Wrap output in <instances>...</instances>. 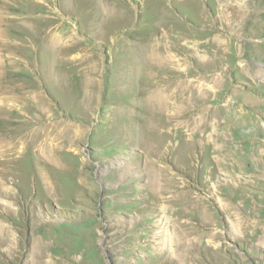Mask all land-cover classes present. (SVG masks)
Masks as SVG:
<instances>
[{
	"label": "rangeland",
	"instance_id": "374dc122",
	"mask_svg": "<svg viewBox=\"0 0 264 264\" xmlns=\"http://www.w3.org/2000/svg\"><path fill=\"white\" fill-rule=\"evenodd\" d=\"M221 2L0 0V264H264V171L246 165L264 145V0ZM70 29L88 53L39 54ZM219 132L242 170L215 168ZM181 187L201 201L190 209Z\"/></svg>",
	"mask_w": 264,
	"mask_h": 264
},
{
	"label": "bare ground",
	"instance_id": "6f19581e",
	"mask_svg": "<svg viewBox=\"0 0 264 264\" xmlns=\"http://www.w3.org/2000/svg\"><path fill=\"white\" fill-rule=\"evenodd\" d=\"M218 1H220L221 2V0H218ZM222 3V2H221ZM225 7H226V9L227 10H229V11H234L235 10V12L236 13H239V14H241V11H242V9H241V7L240 6H238V7H235V6H232V7H228V3H226L225 4ZM226 10V11H227ZM243 12V11H242ZM244 14V13H243ZM242 17V16H241ZM261 23H262V21H261ZM264 25V24H263ZM250 28V27H249ZM264 32V31H263ZM260 33V32H259ZM251 36V35H250ZM256 37L257 38H260V37H263L261 34H257L256 35ZM215 44L218 46V47H220L221 48V46H222V42H221V40H219V38L217 37V36H215ZM210 42V41H209ZM251 44V43H250ZM210 45V44H209ZM216 46V47H217ZM223 46H224V44H223ZM211 47V46H210ZM250 47V46H249ZM212 48V47H211ZM254 49H257V46H254ZM220 50V49H219ZM219 50H218V52H219ZM223 50V49H222ZM261 51V50H260ZM258 53V52H257ZM263 55V54H262ZM252 56V55H251ZM254 56H256L255 54H254ZM197 58V57H196ZM249 58V57H248ZM163 59V58H162ZM165 59H166V57H165ZM215 59V58H214ZM220 59V58H219ZM167 60V59H166ZM212 60H213V58H212ZM153 61V60H152ZM156 61V60H155ZM154 61V62H155ZM165 61V60H164ZM173 61V60H172ZM177 61V60H176ZM222 62V61H221ZM160 63H161V61H160ZM241 63V62H240ZM168 64V63H167ZM219 64V63H218ZM248 64V63H247ZM160 65V64H159ZM209 65V64H208ZM214 65V64H213ZM179 66V65H178ZM212 66V65H211ZM246 65H241L239 68H238V70L240 71V70H244V69H247L246 67H245ZM210 67V66H209ZM220 68V67H219ZM228 70V69H227ZM255 70V69H254ZM222 72V71H221ZM251 72V71H250ZM221 74V73H220ZM236 74V73H235ZM242 74V73H241ZM234 75V74H233ZM254 75L255 76H253V77H259L260 79H262V80H264V57L262 58V63H260V66H258L257 67V70L254 72ZM210 77V76H209ZM243 77V76H242ZM244 78V77H243ZM191 80V79H190ZM246 80V79H245ZM257 80V79H256ZM188 81V80H187ZM193 81V80H192ZM213 82H217V80L216 79H213L212 80ZM250 81V80H249ZM192 83V82H191ZM203 83V82H202ZM199 84V83H198ZM212 85H216V84H213L212 83ZM252 86H255V85H252ZM202 87V84H201V86H196L195 85V88L196 89H198L199 91H200V88ZM211 87V86H210ZM188 88V87H187ZM191 88V87H190ZM207 88V87H206ZM162 90V89H161ZM161 90H159L158 92H153L154 94L152 95L151 93V95H152V97L150 98V99H152L151 101L153 102L152 104H154V106H156V107H158V108H160V105H162V104H164V99H165V95H164V93H163V91H161ZM192 90H193V88H192ZM192 90H191V92H192ZM206 90V89H205ZM215 90V89H214ZM154 91V90H153ZM184 91H185V88H184ZM178 92V91H177ZM187 92H189V90L187 91ZM198 92V91H197ZM203 92V91H202ZM209 92V91H208ZM181 93V92H180ZM180 93H178V94H180ZM192 93H194V92H192ZM199 93V92H198ZM149 94V95H150ZM185 94H187L186 92H185ZM198 95V94H197ZM239 95V94H238ZM179 96V95H178ZM187 96V95H186ZM193 96H196V95H193ZM205 96V95H204ZM206 96H207V94H206ZM240 96V95H239ZM182 98V97H181ZM242 98V97H241ZM149 99V98H148ZM209 99V98H208ZM244 99V98H243ZM180 100V99H179ZM170 101V100H169ZM175 101V100H174ZM178 101V100H177ZM186 101V100H185ZM184 101V102H185ZM179 102V101H178ZM173 103V102H172ZM221 103V102H220ZM238 103V102H237ZM180 104V103H179ZM178 104V105H179ZM204 104V103H203ZM207 104V103H206ZM236 104V103H235ZM150 106H151V104H150ZM164 106V105H163ZM171 106V105H170ZM195 106H196V104H195ZM239 106V105H238ZM261 106V105H260ZM172 107V106H171ZM176 107H177V105H176ZM175 107V108H176ZM198 107V106H197ZM201 107H203V106H201ZM223 107V106H222ZM240 107V106H239ZM209 108V107H208ZM257 108V107H256ZM155 109H157V108H155ZM164 109V108H163ZM162 109V110H163ZM193 109V108H192ZM152 110V109H151ZM186 110V109H185ZM194 110V109H193ZM202 110V109H201ZM204 110V109H203ZM202 110V111H203ZM195 111H197V110H195ZM206 111V110H205ZM217 111V110H216ZM183 112V111H182ZM185 112V111H184ZM199 112V111H198ZM228 112V111H227ZM157 113V112H156ZM155 113V114H156ZM177 115V114H176ZM226 116V115H225ZM177 117V116H176ZM208 117V116H207ZM196 118V117H195ZM199 118V117H198ZM214 123V122H213ZM188 125L187 126H184L183 128H182V131L183 132H185V131H190V130H192V129H196V128H198L199 127V123H187ZM213 125H215V124H210V125H207V124H204V125H202V127H201V131H205V132H207L208 133V131H210L211 130V132H212V129H213ZM176 131H177V129H176ZM162 132V131H161ZM179 133H180V129H179ZM187 133H189V132H187ZM213 133V132H212ZM211 133V134H212ZM80 134H81V132L79 131V129H75L74 131H72L70 134H68L67 135V137H65V138H63L62 139V141H66V139H68V142H71V143H76V142H78V140H79V138H80ZM191 134V133H190ZM193 134V133H192ZM222 134V133H221ZM221 134H220V132L219 133H217L216 135H215V137L213 136V134H212V136L214 137V140L213 141H210L213 145V147H214V149L213 150H217L218 152L215 154V152H214V154H215V156H213V160H214V165H215V168H218V169H220V170H223V171H226L227 172V170L228 169H237V171H240V170H242V165L240 164V162L238 161V159H236V156H237V154L236 153H232V152H230V148H232L231 146L232 145H226V144H224V141L222 140V138H221ZM206 135V134H205ZM183 136V135H182ZM207 136V135H206ZM43 137V138H42ZM158 137H160V136H158ZM203 137V139L205 138L204 136H202ZM210 137L208 136V138L207 139H209ZM47 139H49V136H48V134H46V135H43V136H41L40 137V140H39V143H41L43 140H47ZM176 139H178V138H176ZM159 140V139H158ZM210 140V139H209ZM208 140V141H209ZM247 140V139H246ZM251 140V139H250ZM155 143H158L159 144V141H157V140H153ZM184 141V140H183ZM188 141H190V140H188ZM203 141V140H202ZM144 142V141H143ZM249 142V141H248ZM261 142V141H260ZM154 143V144H155ZM162 143V142H161ZM228 143V142H227ZM154 144L153 143H151V142H149V141H147V145L150 147V148H153V146H154ZM157 144V145H158ZM237 144V143H236ZM239 144V143H238ZM245 144V143H244ZM248 144V143H247ZM246 144V145H247ZM203 145V144H202ZM207 145V144H206ZM205 145V146H206ZM161 146V145H160ZM159 146V147H160ZM251 146V145H250ZM211 147V146H210ZM220 147H222V149H220V150H218ZM234 147V146H233ZM181 149V148H180ZM188 149H189V147H188ZM240 149V148H239ZM193 150V149H192ZM183 151H185V150H183ZM182 151V152H183ZM250 151V150H249ZM248 151V152H249ZM52 152V150H48V154H50ZM158 153V152H157ZM156 153V154H157ZM240 156V155H239ZM244 156V155H243ZM248 160H250L249 162H247V159H246V165L247 166H249V167H251V168H256V169H259V170H262V171H264V145L262 144V143H259V142H257L256 144H254L252 147H251V152L248 154ZM250 158V159H249ZM53 161V163H55L56 164V160H52ZM241 161V160H240ZM241 162H243V161H241ZM244 164V163H243ZM53 167V166H52ZM245 168V167H244ZM254 170V169H253ZM161 170H159V168L158 167H156V169L154 170V171H152L151 172V176L149 177V181H150V185H149V188H150V190L151 191H153V193H155V194H157V195H161L162 194V190H161V186H162V177H166L165 175L164 176H162L161 177V172H160ZM150 172V171H149ZM247 172V171H246ZM259 172V171H258ZM234 173V172H233ZM241 173L243 174V176L245 177V172H243V171H241ZM149 175V174H148ZM251 178V177H250ZM255 178V177H254ZM247 179V178H246ZM167 180V179H166ZM258 180V179H257ZM262 180V179H261ZM177 181V180H176ZM166 182V181H165ZM170 182V181H169ZM168 182V183H169ZM172 182V181H171ZM177 183V182H176ZM252 183V182H251ZM170 184V183H169ZM164 185H166V184H164ZM170 185H172V184H170ZM179 185V184H178ZM227 185V184H226ZM183 186V185H182ZM166 187V186H165ZM174 187H175V185H174ZM178 188H179V186H177ZM230 187V186H229ZM183 188V189H182ZM188 188H190V187H188ZM163 189V188H162ZM173 189V188H172ZM181 189H182V192L180 193V195L181 196H184V198L183 199H185V200H187V204L188 205H186V206H188L189 208L190 207H195V205H196V202H200L201 200V198L199 199L197 196H195L191 191H189L186 187H181ZM180 189V190H181ZM191 189V188H190ZM164 190V189H163ZM170 190V189H169ZM165 192H166V190H164ZM177 191V190H176ZM172 192V191H171ZM179 192V191H178ZM222 192H223V190H222ZM237 192V191H236ZM170 193V192H169ZM240 193H242V192H240ZM48 194V193H47ZM177 194H179V193H177ZM232 194V193H231ZM230 194V195H231ZM48 195H50V194H48ZM164 195V194H163ZM166 195V194H165ZM193 195H194V197H193ZM174 196V195H173ZM177 196V195H176ZM175 196V197H176ZM221 196V195H220ZM235 196V195H234ZM157 197V196H156ZM237 198H241V196L240 195H238L237 194V196H236ZM159 198V197H158ZM159 199H161V198H159ZM170 199H172V198H170ZM228 200H230L229 198H227ZM232 199V198H231ZM155 200V199H154ZM167 201H169V200H167ZM183 201V200H182ZM245 201V200H244ZM159 202H161V201H159ZM156 203V202H155ZM166 203V202H165ZM167 203H169V202H167ZM229 203V202H228ZM233 204H235L234 202H232ZM181 204V203H180ZM200 204V203H199ZM225 204H227V203H225ZM224 204V205H225ZM243 204V203H242ZM185 206V207H186ZM202 206V205H201ZM209 206V205H208ZM180 207V206H179ZM184 207V206H183ZM210 207V206H209ZM209 207H208V209H209ZM206 208H207V206H206ZM227 208V211L231 214V215H235L236 214V212L238 211V210H236L235 208H233V207H226ZM180 209V208H179ZM183 209V208H182ZM191 209V208H190ZM189 209V211H191ZM203 208H201V210H202ZM192 210H194V209H192ZM223 210V209H222ZM207 211V210H206ZM225 211V210H224ZM260 211V210H259ZM184 212V211H183ZM205 212V211H204ZM185 213V212H184ZM203 213V212H202ZM253 213V212H252ZM261 213V212H260ZM259 213V214H260ZM189 214V213H188ZM205 214H207L206 212H205ZM203 215V214H202ZM253 215V214H252ZM256 215V214H255ZM182 216V215H181ZM185 216H187V215H185ZM195 216V215H194ZM257 216V215H256ZM259 216V215H258ZM193 217V216H192ZM203 217V216H202ZM230 217V216H229ZM204 220H205V218H204ZM189 223V222H188ZM217 224V223H216ZM248 224V223H247ZM253 224V223H252ZM184 226L183 227H187V229H186V231L185 232H183V234L185 235L184 237H186L187 238V240L190 238H197L198 236L196 235V233L197 232H195L194 231V229L195 228H193V226H192V224H183ZM166 227V226H165ZM173 227V226H172ZM179 227H180V224H179ZM214 227V226H213ZM232 227H233V229H234V231L233 232H235L237 229H238V222H234V224L230 227V229H232ZM256 227V226H255ZM164 228V227H163ZM217 228H219V227H217ZM256 229H257V227H256ZM6 231V230H5ZM164 231V236H163V240H160L161 242H162V246H163V248H162V250H164L165 249V247H167V248H169L168 250H171L172 249V246H173V239H175V237L174 238H172V236H173V234H171V237L170 236H168V234H167V231L164 229L163 230ZM3 232V231H2ZM177 232V231H176ZM232 232V231H231ZM174 233V232H173ZM180 233V232H179ZM262 233H263V231H262ZM159 234V233H158ZM181 234V233H180ZM1 235H2V233H1ZM0 235V236H1ZM175 235H176V233H175ZM5 237H4V240H5V242H6V244L10 241V239L8 240V238H11V236L9 235V234H6V235H4ZM158 237V236H157ZM182 237V236H181ZM159 238H160V236H159ZM186 240V239H185ZM176 241V240H175ZM181 241V240H180ZM11 242V241H10ZM184 242V241H183ZM191 242V241H190ZM192 242H194V241H192ZM202 242V241H201ZM200 242V243H201ZM4 243V242H3ZM13 243V242H12ZM198 243H199V240H198ZM10 244V243H9ZM157 244H158V242H157ZM180 244V243H179ZM183 244V243H182ZM202 244H203V242H202ZM198 245V244H197ZM181 246V245H180ZM176 247V246H175ZM182 247V246H181ZM180 247V248H181ZM186 247V246H185ZM33 248V247H32ZM186 248H188V247H186ZM208 250V249H207ZM165 251V250H164ZM169 252V251H168ZM35 254V253H34ZM162 254V253H161Z\"/></svg>",
	"mask_w": 264,
	"mask_h": 264
},
{
	"label": "crops",
	"instance_id": "0c3cea01",
	"mask_svg": "<svg viewBox=\"0 0 264 264\" xmlns=\"http://www.w3.org/2000/svg\"><path fill=\"white\" fill-rule=\"evenodd\" d=\"M101 2H102V0H98L97 6H99V4ZM98 10L101 11L100 9H98ZM102 13L110 14L108 11L102 12ZM54 31H55V29H54ZM74 33L75 32L71 30V32L68 33L67 38L63 37V40H59L56 37H54L55 33H53V32L50 33L51 35L42 44L39 45V54L40 55L46 54L49 57H56L57 55H61V54L75 55L77 50H79V52L82 54H84V52H86V51L88 53V51L91 49V47H89L90 44H88L86 41H84L78 37H75L76 33L75 34ZM87 33L90 35H93V34L89 33L88 31H87ZM61 34L63 35L65 33H63V31H61ZM53 42H54V44H53ZM42 52H44V53H42Z\"/></svg>",
	"mask_w": 264,
	"mask_h": 264
}]
</instances>
